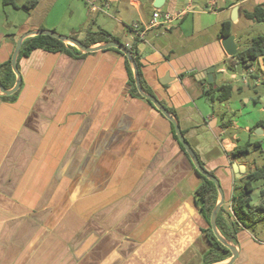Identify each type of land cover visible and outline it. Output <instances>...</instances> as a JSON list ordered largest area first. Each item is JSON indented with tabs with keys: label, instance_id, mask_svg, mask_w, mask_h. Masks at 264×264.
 <instances>
[{
	"label": "crops",
	"instance_id": "1",
	"mask_svg": "<svg viewBox=\"0 0 264 264\" xmlns=\"http://www.w3.org/2000/svg\"><path fill=\"white\" fill-rule=\"evenodd\" d=\"M30 1L36 4L28 11ZM91 1L0 0V64L28 32L84 43L102 29L126 47L142 34L135 49L144 84L220 183L218 214L233 219L237 182L258 168L232 151L247 144L261 149L264 128L258 127L260 138L249 126L264 117L224 121L239 107L228 103L232 93L218 100L214 89L231 84L217 85L216 68L224 62L234 70L237 63L218 36L228 22L241 51L235 25L264 0L252 10L244 8L252 0H163L160 8L155 0H95L94 11ZM154 11L172 21H153ZM67 49L71 54L34 49L21 57L18 95L0 100V264H204L212 230L196 200L202 180L172 123L132 92L124 56ZM240 66L245 74L252 69ZM211 67L208 83L201 75ZM233 164L242 166L240 178ZM223 239L236 248L232 264H264V238L249 227Z\"/></svg>",
	"mask_w": 264,
	"mask_h": 264
},
{
	"label": "trees",
	"instance_id": "2",
	"mask_svg": "<svg viewBox=\"0 0 264 264\" xmlns=\"http://www.w3.org/2000/svg\"><path fill=\"white\" fill-rule=\"evenodd\" d=\"M35 4H36V1H30V7H26V10L29 11L32 7L35 6ZM244 17L247 20L264 24V5L255 7L253 11L251 12H246ZM230 33H231L230 24L228 22L223 23L221 25L218 38H225L228 35H230ZM111 41L119 42L118 39H116L115 37L107 33L106 31L99 29L96 32L90 33L87 36L83 44L86 46H93L98 43L111 42ZM137 42H138V38L136 37L135 42L130 47H126L124 45L123 46L126 47L130 51L133 57V60L135 62V65L139 73L142 89L147 94L152 95L150 90L145 86L144 81L142 79V75L140 71L141 64L137 56V51L135 49ZM67 47L74 49V51L77 54H80V52L75 47L67 46L65 45V43L53 37L44 36V35L29 37V38H26L22 42L17 61L21 57L27 56L34 49H43L45 51H50V52H63L64 51V52L71 54V52L68 51ZM111 50L116 51L117 53L124 56L120 51L116 49H111ZM260 57L263 58L264 60V37L263 36L254 38L251 44L247 48L239 51L236 56L232 57V59H235L236 63L239 65H243L244 67H249L253 61H255L257 58H260ZM126 64H127V68L129 72V80L134 85L135 83L133 79V73H132V70L130 68V65L127 59H126ZM17 68H18V63H17ZM15 80H16V77L12 71L11 58H10L6 63L0 64V84L5 89H11L15 84ZM214 91L220 93L218 96V100L224 101L230 97L231 86L222 85V86L215 88ZM18 92L19 91H16L14 94L10 96L0 95V100L13 102L16 99ZM132 92L135 95L140 96L136 92L135 86ZM147 102L151 106H153L148 100ZM167 110L170 111L169 109ZM255 127L264 128V120L258 122ZM173 134H174V137L177 139L175 135V131H173ZM257 148H258V145L256 144L254 145L247 144L243 147L234 149L232 151V156L233 157L242 156V155L250 153L252 150H255ZM196 174L202 180V184L196 190V200L198 203L201 204V211L204 217L206 218V220L209 221L211 212L217 203V189L214 183L209 181L207 178L202 176L197 171H196ZM255 181L264 182V164L261 168H258L246 174L243 192L237 197L232 198L231 208L233 212V219L230 215H228L227 220L221 218V213L217 215L216 227L224 238L228 240H234L236 238L237 232L240 230L241 227H248L247 224L256 222L255 218H253L252 213L249 210L245 209V207L248 205V202H249L248 195L253 191L252 183ZM257 212H258L259 219L264 218V206L263 205H259L257 207ZM207 235H208V241L210 244V249L204 255V258H203L204 264H214V263L221 262V261L228 259L231 256L230 250L217 240L213 232L210 231Z\"/></svg>",
	"mask_w": 264,
	"mask_h": 264
},
{
	"label": "rangeland",
	"instance_id": "3",
	"mask_svg": "<svg viewBox=\"0 0 264 264\" xmlns=\"http://www.w3.org/2000/svg\"><path fill=\"white\" fill-rule=\"evenodd\" d=\"M194 2H200L195 0ZM255 6V0L248 1L244 8L246 10H252ZM203 8V7H202ZM234 32L237 34V40L239 48L241 50L247 48L254 38L259 36L264 37V24L248 21L244 18H240L237 25H235ZM251 66V73L245 74L242 70V66L236 64L234 70L229 68L224 62L218 65L216 77L218 78L217 85L220 83L231 84L232 98L228 103H237L239 109L231 112L227 111L224 116V121H236L237 118H245L244 120L248 123L254 121H260L264 117V60L253 61ZM220 82V83H219ZM236 90V91H235ZM218 95L215 93V96ZM256 101V102H255ZM217 105H228L220 104L215 101ZM215 107V111H216ZM256 121V122H257ZM256 123H252L249 128L254 136L263 137L260 133V128L254 129ZM236 132V131H235ZM229 139V138H227ZM230 140V139H229ZM263 145L261 149L252 151L251 153L237 157L239 160H247L255 168H260L264 164V138L262 139ZM245 179L237 182L236 196L239 195L240 191H243ZM253 191L249 194L248 210L252 213L255 218V223H249V231L256 238H264V218H258L257 207L259 205L264 206V182L255 181L252 183Z\"/></svg>",
	"mask_w": 264,
	"mask_h": 264
},
{
	"label": "water",
	"instance_id": "4",
	"mask_svg": "<svg viewBox=\"0 0 264 264\" xmlns=\"http://www.w3.org/2000/svg\"><path fill=\"white\" fill-rule=\"evenodd\" d=\"M162 3H163V0H155L154 8H160L162 6ZM237 11H238L237 7L232 9V13H231V17H230L231 22L236 21ZM38 35L53 37V38H55L61 42L68 43V44L72 45L73 47H75L76 49H78L80 52H83V53H92V52H97V51H102V50H107V49H116V50L120 51L126 57V59L128 60V62L130 63V65L132 67L133 79H134L135 87H136L138 93L142 97H144L146 100H148L153 105V107L156 108V110H158L165 118H167L172 123V126H173L174 131H175V135H176L179 143L184 148L186 154L189 156L190 161L193 164L195 170L198 173H200L202 176L207 178L209 181L214 183V185L217 189V192L220 196V201L215 205L214 209L212 210L209 223L211 226V230H212L214 236L217 238V240L230 250L231 258L229 259L227 264H232L237 257L236 248L233 247L232 245L228 244L226 242V240L223 239V237L217 231V227H216V218H217L220 206L223 203V194H222V189L220 187V183L218 182V180L213 175H211L208 171H206L204 169V167L201 165L200 161L198 160L196 153L192 150L190 145L186 142L185 138L183 137L176 118L174 116H172V114L154 96L144 93V90L142 89V86L140 83L139 73H138L137 67L135 65V62L133 60V57H132L130 51L126 47H124L121 43L111 41V42H106L103 45L92 47V46H86L83 43H81V42H79L73 38L63 37V36L58 35L54 32H51V31L38 30L35 32H28V33L22 35L18 39V41L15 45L12 57H11V67H12L13 73L16 76L15 84L11 89H5L0 84V95L10 96L19 90L20 85H21V76H20V73H19L18 68H17V59H18V55H19V52L21 49L22 42L26 38L38 36ZM220 44H221V47L224 50L225 54L228 57H234L238 54V47L235 43V38L233 35H229V36L221 39ZM213 70H214V67H211V68L206 69L205 71L202 72L201 77L206 78L208 83H211L213 81V78H212ZM165 79H167V78H165ZM166 82L167 81H161L162 84H166ZM232 168H233V171H234L236 177L240 178L241 174L244 172V170L242 169V166L237 165V164H233Z\"/></svg>",
	"mask_w": 264,
	"mask_h": 264
},
{
	"label": "built area",
	"instance_id": "5",
	"mask_svg": "<svg viewBox=\"0 0 264 264\" xmlns=\"http://www.w3.org/2000/svg\"><path fill=\"white\" fill-rule=\"evenodd\" d=\"M89 6H90V8H91L92 11L97 10V7L95 5V0H92L91 2H89ZM172 18H173L172 15L169 14V13L162 14L159 11H154L152 13V19H153V21H155V22L156 21H161V23L163 25H168L172 21ZM132 29L133 30H135V29L137 30V26L134 25L132 27ZM136 37L139 38V39H142V34L137 33ZM249 72H251V70Z\"/></svg>",
	"mask_w": 264,
	"mask_h": 264
}]
</instances>
